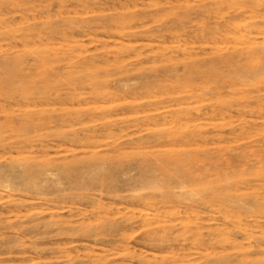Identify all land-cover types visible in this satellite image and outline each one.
Segmentation results:
<instances>
[{"label":"bare ground","instance_id":"6f19581e","mask_svg":"<svg viewBox=\"0 0 264 264\" xmlns=\"http://www.w3.org/2000/svg\"><path fill=\"white\" fill-rule=\"evenodd\" d=\"M56 1L63 6L67 0ZM77 1H84V7L89 4L88 0ZM12 2H38L43 14L33 22L26 20L15 23L13 19L0 18V45L16 41L15 52L0 57V150L5 154L13 151L28 154L25 161L18 164L13 163L11 155V162L0 164V201L4 202L0 211V231L4 243L9 245L13 242L4 236L2 230L29 233L47 226L55 228L57 234L71 237L89 233L86 227H89L90 220L101 209H105L102 193L97 196L84 195L91 202V208H80L68 217L57 216L51 206L55 197L46 194L66 189L62 186L61 175H64L70 187L80 186L86 180L100 181L101 185L107 178L114 181V174L122 162L119 158L107 160L102 152L108 150L120 153L124 144L140 140L135 137L137 128L157 124L159 119L166 120L171 112L172 101L178 102V110L182 109L180 90L170 93L167 87L151 90L157 94L154 97L148 91L146 101H139L144 99L140 97L137 102H127L128 97L135 98L137 90L153 84L159 76L169 74L177 79L189 78L203 73V63H209L213 65V77H220L216 85L220 105L214 106L212 113L225 119L232 115L229 108H234L236 112L228 123L234 125L229 136L217 132L209 137L204 134H185L178 130L157 137L154 135L155 143L165 137L167 142L187 144L198 140L208 143L211 140L213 146L201 149L200 154H192L187 150H142L141 160L135 162L140 169L143 167L142 170L125 180V185L135 182L136 190L117 196L128 205L142 202L156 206L151 217L140 221L142 226H152L164 221L161 219V214L165 213L162 209H166L170 202L164 196H180L173 190L183 187V179L190 182L211 177L212 180L204 182L199 195L194 196L188 191L186 197L181 198L185 199L182 202L184 211L191 209L201 218V221L193 222L194 230L188 228L193 233L194 244L198 248L210 250L204 255L201 264H264V16L259 21H252L248 29L232 31L231 37L235 44L231 49L208 52L205 50L207 47L184 43L175 51L188 57L182 68L166 67L161 72L139 77H132L129 68L131 62L127 64L124 59L130 54H133L136 62L143 59L141 50L146 45L137 40L141 37H162L167 31L173 30L187 33L188 23L178 22L160 29L144 28L145 25H135L141 20V14L138 13L97 22L95 26L104 29L109 37L102 41L122 45L112 59L119 68L120 76L110 84L99 73L85 72L96 63L107 61L108 57L83 54L75 31L81 29L80 32H89L75 18L73 10L61 7L58 17L54 19L47 9L50 0ZM237 19L231 16L228 20L216 22L214 26L197 32L203 38L209 34L215 35V38L217 34L225 37L227 34L223 32L227 31L226 26L239 27ZM110 30L113 31L109 33ZM58 43L61 45L60 50L57 49ZM199 50L205 56L193 59V56L201 53ZM134 79L139 81L130 83ZM21 82L28 85H19ZM182 87L185 85L178 84V88ZM184 91L190 93V90H181ZM115 98L122 101L114 103ZM57 99L64 106L58 113ZM89 99L110 100L111 105H100L85 114L76 113L65 106ZM189 114V110H186L183 118H188ZM2 121L7 122V127L3 126ZM77 124L82 125V128H78ZM31 132L36 134L31 135ZM12 133L18 138L12 139ZM159 169L162 176L157 175ZM57 170H61V177L54 173ZM155 188L160 191H146ZM99 189L103 191V188ZM108 190L118 192L115 189ZM32 204L43 206L38 217L23 218L26 215H22V212ZM203 214H207L206 220ZM44 215L49 216V220L44 219ZM124 217V227L139 223L134 214ZM121 223L110 218L108 227L119 230ZM156 228L143 238L145 243L173 245L170 242L176 238L173 233H169L170 230L167 231L164 226H159L161 231ZM18 234L14 242L23 246L24 237ZM92 235L97 240L100 233L95 231ZM178 249L181 252L171 251L168 256L161 257L150 256L144 251L134 252L128 256L130 258L121 260L103 259L87 252L79 264H191L187 248L180 244ZM169 259L174 262H169Z\"/></svg>","mask_w":264,"mask_h":264},{"label":"rangeland","instance_id":"374dc122","mask_svg":"<svg viewBox=\"0 0 264 264\" xmlns=\"http://www.w3.org/2000/svg\"><path fill=\"white\" fill-rule=\"evenodd\" d=\"M13 0H0V18H6L7 20L13 19L15 23H22L26 20L33 22L38 20L43 14V9L37 4L38 2H12ZM51 4L47 8L53 14V18L58 17V10L68 9L73 10L75 18L81 21L85 25V29L88 32H80L81 29L75 31V37L80 40L81 50L84 55H98L108 57L107 61H100L94 66H91L87 73H99L105 77L110 84L115 82V79L119 78V68L112 61L113 55L121 50L122 45L120 43H114L108 41L105 43L104 39L107 37V32L95 26L97 22H103L109 18H117L118 16L125 17L131 16V14H141V20L137 21L135 25H145L144 28L160 29L170 24H177L178 22H186V32L180 31H167L162 37H141L137 41L146 45L141 51L144 53V57L141 61L136 62L133 54L125 56L126 63L131 68L132 77H139V75H150L156 71L161 72L166 67L177 66L182 68L184 63L188 61V57H185L177 52L180 46L188 43V46H203L208 52L220 51L224 52L227 48H232L235 44V40L232 39V31L238 29H248L251 27V22L258 20L261 16H264V0H88L86 7L82 5L84 1L67 0L61 6L59 1L50 0ZM60 4V5H59ZM67 6V7H66ZM57 11V16L55 13ZM231 16L237 17V23L239 27L235 29L232 25L226 26L227 31L223 32L227 34L215 38L213 34H209L206 37H202L200 32L203 28L212 27L216 22H223L228 20ZM260 20V19H259ZM258 20V21H259ZM256 21V22H258ZM255 22V23H256ZM113 30H110L111 33ZM194 31V32H192ZM192 32V33H191ZM102 39V40H101ZM16 41L11 43L3 42L0 45V57L3 54H12L16 48L14 46ZM57 42H60L58 40ZM63 43V42H60ZM60 43L57 44V49L61 47ZM66 44V43H65ZM19 46V44H17ZM213 48V49H212ZM201 52V50H199ZM147 55L149 57H147ZM205 55L203 52L198 53L197 56H193V59L203 58ZM166 57V58H165ZM103 60V59H100ZM82 66V65H81ZM76 68L79 66L75 65ZM203 73H198L189 78H174L171 75L159 76L156 82L150 85L143 86L140 90H137L136 97H128L127 102L146 101L148 94L151 90L158 91L162 87H167L170 93L179 91V95L183 99H180L182 103V109H177L178 102L172 101L171 112L168 114L166 120H161L154 125H142L137 128L135 137L141 138L134 143L124 144L120 150V153H113L112 151L104 150L102 155L107 160L113 158H119L122 162V166L114 174L115 180L107 178L101 182H92L86 180V182L80 186L70 187L67 181L62 176V186L66 189L61 192H49L46 195L48 197H55L51 206L54 207V212H57V216L68 217L76 213L81 209H90V204L83 196L86 194H94L97 196L101 194L102 202L105 204V209L100 210L96 217L90 220L89 233H81L74 237L57 234L55 228L41 227L35 231L29 233H23L21 230L4 231V236L11 239L13 243L7 245L3 240V233L0 231V264H79L83 254L90 252L103 259H126L132 253L144 251L148 255H156L161 257L162 255H169L171 251H179V245L183 244L189 251L188 257L191 264H201L205 259L204 255L209 251L194 244L193 233L188 230H194L193 222L201 221L196 212L189 209L184 211L183 203L188 191L199 195L204 182L212 180L211 177L206 179H200L188 182L185 179L182 188L174 189L173 191L180 194V196H164L170 202L168 207L162 210L165 212L161 214L159 223L152 226H142L141 220L151 217L155 213V207L152 204H145L142 202H136L135 205L125 204L117 194L127 195L133 190H136L134 186L135 182L126 184V179L130 175H134L141 171L136 161H140L142 158L141 151L160 150L164 151L169 149L170 152L176 150H187L192 154H200L201 149L213 146L210 140L208 143L198 140L192 144L184 142H167L165 137L158 139L155 143L154 135L157 137L159 134L166 135L167 132L172 130L182 131L185 134H204L209 137L213 136L217 132H221L225 136H229L230 130L234 125L228 124L231 121L232 116L236 113L234 108H229L231 116H227L225 119L221 116L212 113L214 106H219L220 99L216 95V85L220 77H213V65L209 63H203ZM184 79H186L184 81ZM139 80H132L130 83L138 82ZM186 82V84H185ZM178 84H184L185 87L178 88ZM19 85H28V83L21 82ZM181 90H190V93L181 92ZM223 89L222 91H225ZM149 91V92H148ZM152 97L157 95L156 92H150ZM132 95V94H131ZM185 95H187L185 97ZM153 98L152 100H155ZM114 103L122 101V99L115 98ZM124 102V103H127ZM33 105V103H31ZM111 105L110 100L89 99L86 101H75L74 104H67L80 114L95 110V107ZM57 113L60 108H63V104L57 99ZM147 108V106L145 107ZM186 110H189L190 114L188 118H183ZM123 111H127L124 109ZM102 121V119L100 120ZM103 122V121H102ZM3 126L7 127V122L2 121ZM166 123V124H165ZM82 125L77 124L78 128H82ZM99 127V126H98ZM67 129V127H65ZM118 134V131L116 132ZM36 134L31 132V135ZM12 139L18 138L15 133H12ZM233 134H231L232 136ZM21 139V138H20ZM54 139V137H50ZM58 140V138H57ZM213 140V139H212ZM161 141V142H159ZM228 143V142H222ZM10 155L13 157V163L18 164L25 161L27 153L12 152L11 154L3 153L0 150V164L11 162ZM82 157V156H81ZM142 164V163H141ZM145 167V166H144ZM130 170L129 173H125L126 170ZM55 174L61 173V170L54 171ZM55 175V177H57ZM157 175H161V169L158 170ZM60 176V174H59ZM60 176V177H61ZM162 176V175H161ZM183 178V177H182ZM133 184V185H132ZM103 188V191L101 189ZM55 189V188H54ZM108 189H115L108 190ZM157 188L146 191H156ZM139 190V189H137ZM157 191H160L159 189ZM156 191V192H157ZM34 192V191H32ZM178 197V198H177ZM2 201H0V211L2 209ZM128 206V208H127ZM43 208L42 205H35L29 207L28 210H24L23 218H35L38 217V212ZM133 210V211H132ZM178 210V211H177ZM130 214H134L137 217L139 223L133 227H124L126 224L124 221ZM147 214V215H146ZM203 219H207V214H203ZM14 216V215H11ZM44 219L49 220V216L44 215ZM115 218L117 221L122 222L119 230L108 227V220ZM192 223L190 226L185 224ZM194 225V226H193ZM164 226L169 233H173L176 237L170 242L173 245H149L145 243L146 235H148L154 227H157L160 231ZM100 233L97 240L94 239V232ZM19 233V234H18ZM2 234V236H1ZM23 236L25 244L18 246L14 240L18 238L16 235ZM3 240V241H2ZM126 256V257H125ZM130 258V257H128ZM174 262L173 260H168ZM183 264V263H173Z\"/></svg>","mask_w":264,"mask_h":264}]
</instances>
